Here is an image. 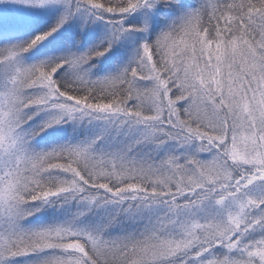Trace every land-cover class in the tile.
<instances>
[{"label": "snow or ice", "instance_id": "1", "mask_svg": "<svg viewBox=\"0 0 264 264\" xmlns=\"http://www.w3.org/2000/svg\"><path fill=\"white\" fill-rule=\"evenodd\" d=\"M0 264H264V0H0Z\"/></svg>", "mask_w": 264, "mask_h": 264}]
</instances>
